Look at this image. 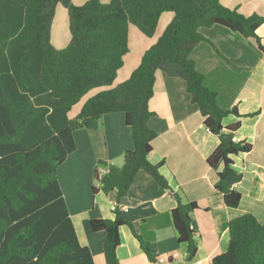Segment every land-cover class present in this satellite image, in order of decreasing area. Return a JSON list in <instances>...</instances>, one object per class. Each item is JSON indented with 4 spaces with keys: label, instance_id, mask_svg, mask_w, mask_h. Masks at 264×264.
I'll return each mask as SVG.
<instances>
[{
    "label": "trees",
    "instance_id": "16d2710c",
    "mask_svg": "<svg viewBox=\"0 0 264 264\" xmlns=\"http://www.w3.org/2000/svg\"><path fill=\"white\" fill-rule=\"evenodd\" d=\"M59 5L68 10L71 33L62 49L51 42ZM165 12H172L173 20L130 76L115 83L130 51V25L153 37ZM263 23L264 17L245 16L220 0H88L81 5L72 0H0V264H96L91 248L78 237L58 166L77 149L74 133L98 128L106 114H125L134 147L125 152L122 166H107L109 172L102 177L96 171L102 190L125 196L141 170L170 188L161 165L149 160L155 137L149 102L159 70L185 81L206 127L220 137L208 163L216 167L223 162L215 188L229 207H238L242 193L231 186L234 156L250 152L252 144L225 138L224 118L239 112L218 106L217 92L205 85L190 54L205 39L200 29L216 24L255 38L263 49L257 34ZM94 90L71 117L73 108ZM239 126L237 122L227 129ZM196 207L178 199L172 210L178 241L187 243L189 259L198 251L191 217ZM123 226L156 259L150 244L116 211L114 219L91 221L93 231L106 233V263L121 264L117 250ZM229 235L227 250L210 264H264V224L255 215L232 219Z\"/></svg>",
    "mask_w": 264,
    "mask_h": 264
},
{
    "label": "crops",
    "instance_id": "0c3cea01",
    "mask_svg": "<svg viewBox=\"0 0 264 264\" xmlns=\"http://www.w3.org/2000/svg\"><path fill=\"white\" fill-rule=\"evenodd\" d=\"M72 1L81 5L88 0ZM220 1L245 16L264 17V0ZM173 17L166 15L155 36L141 37V50L128 66L124 64L120 69L124 77L121 82L156 44ZM200 31L205 39L194 47L190 57L204 75L205 85L217 92L218 106L224 110L236 107L239 112L224 118L225 138L252 144L250 152L234 156L236 176L232 177L231 186L242 193V200L238 207H229L223 195L216 191L218 173L224 164L220 162L213 167L208 158L221 139L206 127L185 81L159 70L149 102L153 112L149 126L155 132L149 160L161 165L160 172L167 179L169 189L141 170L125 196L119 198L117 190L108 194L102 190L96 171L102 165L122 166L125 152L134 147L133 131L126 124L123 112L104 115L101 126L96 129H78L74 133L77 149L58 166V178L78 237L83 245L91 248L96 264H107L102 248L106 233L93 231L91 221L114 219L113 206L128 207L122 214L156 254V259L151 260L132 229L123 226L117 250L121 264H210L228 248L232 219L251 213L264 224V23L257 30L263 49L255 38L222 25L206 26ZM237 122L238 129H227ZM178 199L197 204L191 212L198 246L192 259H189L187 243L178 241L172 220ZM173 253L178 257L166 262L157 260Z\"/></svg>",
    "mask_w": 264,
    "mask_h": 264
},
{
    "label": "rangeland",
    "instance_id": "374dc122",
    "mask_svg": "<svg viewBox=\"0 0 264 264\" xmlns=\"http://www.w3.org/2000/svg\"><path fill=\"white\" fill-rule=\"evenodd\" d=\"M83 0H79V2H82ZM104 2H108L109 0H102ZM167 14H172L174 15L172 12H165L163 15V19L161 21V26L164 22V19L166 17ZM159 26L158 29L160 30ZM157 29V32H159V30ZM163 33V32H162ZM141 37H144L145 39H149V37L147 38L146 35H144L142 32H140V30L134 26V25H130L129 27V47H130V51L128 52V54L125 57V65H129L130 64V60L131 58H135L136 55L138 54V51L141 50L140 47L142 45L141 43ZM69 38V39H68ZM71 39V33L69 30V14H68V10L59 5L57 8V12L53 21V26H52V39L51 42L52 44L58 48V49H62L65 48L68 43L70 42ZM128 69V68H126ZM122 73V71L119 72V76L116 80L115 83H120V79L124 78L122 77V75H120ZM166 74V73H165ZM125 80H122V82ZM93 93H95L94 91H91L88 95H86L81 102L76 105L72 112L70 113L71 117H74L81 109V106L83 105V103L90 97L93 95ZM102 123V122H101ZM101 123L99 124L101 126ZM99 126V127H100ZM100 183V182H98ZM101 184V183H100Z\"/></svg>",
    "mask_w": 264,
    "mask_h": 264
},
{
    "label": "built area",
    "instance_id": "2783aa9c",
    "mask_svg": "<svg viewBox=\"0 0 264 264\" xmlns=\"http://www.w3.org/2000/svg\"><path fill=\"white\" fill-rule=\"evenodd\" d=\"M237 142H242L241 139H238ZM99 175L102 177L103 175L107 174L109 172V168L106 166H102L98 169ZM114 211H119L121 213L127 212L129 209L127 206H113L112 208ZM178 254L177 253H173L168 257L165 256H160L157 258L158 261L160 262H166L169 259H174L177 258Z\"/></svg>",
    "mask_w": 264,
    "mask_h": 264
}]
</instances>
